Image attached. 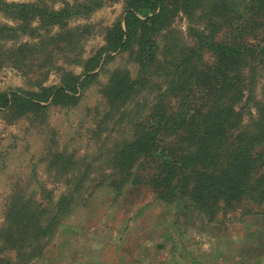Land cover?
I'll use <instances>...</instances> for the list:
<instances>
[{"label": "rangeland", "instance_id": "1", "mask_svg": "<svg viewBox=\"0 0 264 264\" xmlns=\"http://www.w3.org/2000/svg\"><path fill=\"white\" fill-rule=\"evenodd\" d=\"M5 1L57 9L86 0ZM235 2L243 4V0ZM195 3L187 13L175 7L170 24L156 34L154 64L140 77L134 50L128 47L94 69L95 77L75 104L48 105L38 115L15 109L0 112L1 259L13 264H259L264 260V202H255L254 193L209 216L203 209L164 203L144 184H125L118 190L106 185L107 175L115 172L111 157L131 136L134 123L165 92L170 81L164 76L165 63L184 54L185 47L193 44L194 31L220 41L238 32L263 44L264 26L254 34L235 29L245 20H238L240 14L247 13L239 8V14L231 15V0ZM123 11L124 0H103L87 14L44 27L35 19L17 20L0 10V24L16 29L12 37L0 38V91L60 85L65 75H80L84 61L97 53ZM201 52L200 60L210 63V52ZM260 58L255 60L252 83L235 107L249 124L248 132L264 103V54ZM124 71L136 83L110 104L105 91ZM161 98L167 105L175 101L167 94ZM257 150L264 152V142ZM259 169L256 173L264 172V166ZM26 202L37 206L32 208V216L38 217L34 224L41 227L37 233L35 226L29 233L20 219L9 217L14 205ZM16 223L17 251L1 241L3 230L11 231Z\"/></svg>", "mask_w": 264, "mask_h": 264}, {"label": "trees", "instance_id": "2", "mask_svg": "<svg viewBox=\"0 0 264 264\" xmlns=\"http://www.w3.org/2000/svg\"><path fill=\"white\" fill-rule=\"evenodd\" d=\"M102 2L86 0L48 9L0 0V10L14 19H35L38 25L51 27L77 14H87ZM195 2L124 0L122 17L107 30L97 53L84 61L80 75L64 74L60 85L0 91V112L15 109L17 113L38 115L48 105L75 104L83 87L95 77L94 69L128 47L134 50L140 77L153 66L158 50L156 34L170 24L175 7L187 13ZM239 8L247 14H240L238 20L243 17L245 20L235 29L254 34L264 26V0H243V4L231 0V15L238 13ZM14 30L0 24V38L12 37ZM237 33H232L227 41H220L194 31L193 44L185 47L184 54L165 63L164 76L170 80L166 90L158 95L148 114L134 123L131 136L111 157L115 172L107 175L106 185L118 190L125 184H144L164 203L177 202L184 207L203 209L209 216L231 208L249 193H254L251 198L255 202H264V172L256 173L259 166H264V152L257 150L264 142V103L258 107L261 110L258 118L253 119L251 132L245 130L249 124L243 122L235 108L244 89L252 83L255 60L264 54V35L260 37L263 38L260 45L258 39L250 42ZM203 49L212 55L210 63L200 60ZM126 75L125 71L120 72L109 91H105L110 104L136 83V79H128ZM166 94L178 99L172 105L161 103ZM233 131L237 132L234 136ZM36 207L29 202L14 205L15 212L9 217L20 219L21 226L33 233L38 217L32 216V208ZM14 226L19 223L13 224L11 231L3 230L1 241L17 251L14 240L18 228L15 234ZM0 264L13 263L0 258Z\"/></svg>", "mask_w": 264, "mask_h": 264}, {"label": "crops", "instance_id": "3", "mask_svg": "<svg viewBox=\"0 0 264 264\" xmlns=\"http://www.w3.org/2000/svg\"><path fill=\"white\" fill-rule=\"evenodd\" d=\"M261 217H264V216H261ZM244 242H246V241H244ZM259 244L258 243H255V246H258ZM263 246V245H262ZM246 248H248V249H252L253 247L251 246V247H246ZM264 248V247H263ZM264 259V258H263ZM246 263H249V264H252L251 262H246ZM259 264H264V260H262L261 259V262L259 263Z\"/></svg>", "mask_w": 264, "mask_h": 264}]
</instances>
